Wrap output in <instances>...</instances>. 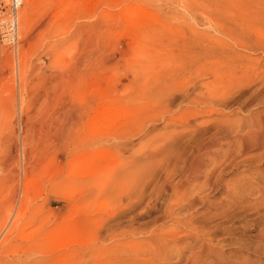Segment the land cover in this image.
<instances>
[{
	"label": "rangeland",
	"instance_id": "1",
	"mask_svg": "<svg viewBox=\"0 0 264 264\" xmlns=\"http://www.w3.org/2000/svg\"><path fill=\"white\" fill-rule=\"evenodd\" d=\"M25 9L17 47L0 42V264H264V135L240 140L264 121V0ZM216 82L228 92L210 105ZM64 110L76 117L65 139ZM197 143L206 168L191 179ZM118 170L136 175L115 192L105 176Z\"/></svg>",
	"mask_w": 264,
	"mask_h": 264
},
{
	"label": "bare ground",
	"instance_id": "2",
	"mask_svg": "<svg viewBox=\"0 0 264 264\" xmlns=\"http://www.w3.org/2000/svg\"><path fill=\"white\" fill-rule=\"evenodd\" d=\"M19 1L22 3V6H23V0H19ZM22 6H21V8H22ZM18 13H19V11H18ZM18 16L21 17V24H23L25 26V28L28 29V27H29L28 25H29V22L31 20V12L25 9L23 12H21L20 14H18ZM18 24H19V18H18ZM18 36H19V25H18ZM221 82H222V80H221ZM221 82L220 83L219 82L218 83L216 82L217 85L212 86L211 90L209 91V98H206V103H208L210 105H218V101H220V100H222L223 98L226 97V94L228 92V89H226L227 87H222L221 86L222 85ZM46 93H47V91H46ZM37 98H38V96H37ZM54 101H55V99H54ZM194 103H198V102L194 101ZM112 109L113 108L110 107V110H112ZM45 110H47V109H45ZM74 111H75V109H74ZM74 111L73 110H69V111L66 110L64 112L63 120L61 121V124L59 123L60 124L59 125L60 127L56 129V130L59 129L58 130V133H61L60 138L63 136L64 139H65L68 136H70V133H72L71 132L72 131V127L75 125L74 124L75 122L73 120L76 118V117H74ZM42 113H44V112H42ZM80 113H84L83 110H81ZM53 120H54V118H53ZM48 121H49V119H48ZM71 121H73L72 124H71ZM255 123H256V125H255V127H253L251 129L250 134L246 138H243V137L240 138V140H241V146L246 147L247 146V144H246L247 140L252 139L253 136L254 137H257L258 135H264V121H262V119L256 118ZM44 128H46V127H44ZM44 133L45 132H43V134ZM46 134H48V133H46ZM122 135H123L122 133H118V134L111 135V136L109 135L110 136L109 138H112L110 140L118 139V138L123 137ZM24 137L25 138H23V140H22V142H23L22 144H23L24 149H23V154H22V160L20 162V165H21V174L19 173V168H18V167H20L19 166V163H18V161H16L17 174L15 175V183H16V185H15L16 186L15 192H18V190H19V197H18L17 206H15V208H16L15 209V213L13 214L14 217H15V220H17L19 217H21L24 214V212H25V205L27 204V199H28L27 188L29 186V179H30L29 178V174H30V169L29 168H31V166H32L29 163L30 161H28V155H27V152L25 150V147L27 146L29 139L26 137V135H24ZM262 138H264V136H262ZM254 139H256L259 143L261 141V138H254ZM204 146L205 145H203V143H197L196 146H195V148L192 151L193 157L191 156V158L189 157V159H188V166L186 167L185 171L186 172L187 171H190L189 174H190L191 179H197L198 178V172H199V170L206 168V164H205L206 163L205 162L206 157L205 156L207 155V151H204V149H205ZM206 147L208 148L209 146H206ZM187 150H188L187 145L186 146H183L178 152H176L177 153V157L175 158V160H173V162L174 163H177L180 160L181 157H183V156H185L187 154V152H188ZM135 175H136V172L134 170H132V173L130 175H127V176H125L121 171L118 170V171L113 172V173H111V174H109L107 176H105V174L98 175L96 177V180H99V179L101 180L104 176L105 177H108L109 176L108 177V179L110 180V182H108L109 189L116 192L118 190H121L123 187H125L126 182H129L132 179V177H134ZM19 185L21 187H19ZM14 205H15V201H12L11 204H10V207L12 208ZM27 210H29V209H27ZM175 222L177 224L178 223H181V221L178 220V219L175 220ZM179 242H181L180 239H178V240L175 239L174 240V243L175 244H177ZM100 253H102V252H100ZM93 255H97L98 256L99 255V250L98 251H95L93 253Z\"/></svg>",
	"mask_w": 264,
	"mask_h": 264
},
{
	"label": "built area",
	"instance_id": "3",
	"mask_svg": "<svg viewBox=\"0 0 264 264\" xmlns=\"http://www.w3.org/2000/svg\"><path fill=\"white\" fill-rule=\"evenodd\" d=\"M22 3L19 0H0V42L15 49L18 39V11Z\"/></svg>",
	"mask_w": 264,
	"mask_h": 264
}]
</instances>
